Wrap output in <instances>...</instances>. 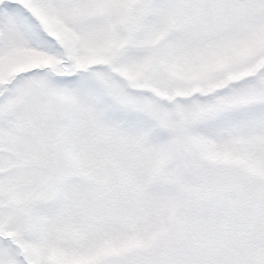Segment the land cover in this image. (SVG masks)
Instances as JSON below:
<instances>
[{
	"label": "snow or ice",
	"instance_id": "1",
	"mask_svg": "<svg viewBox=\"0 0 264 264\" xmlns=\"http://www.w3.org/2000/svg\"><path fill=\"white\" fill-rule=\"evenodd\" d=\"M0 264H264V0H0Z\"/></svg>",
	"mask_w": 264,
	"mask_h": 264
}]
</instances>
